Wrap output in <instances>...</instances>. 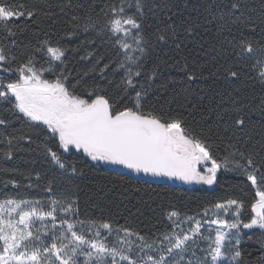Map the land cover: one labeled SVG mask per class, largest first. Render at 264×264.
Instances as JSON below:
<instances>
[{"label": "snow or ice", "instance_id": "1", "mask_svg": "<svg viewBox=\"0 0 264 264\" xmlns=\"http://www.w3.org/2000/svg\"><path fill=\"white\" fill-rule=\"evenodd\" d=\"M55 8L59 11L51 3L0 0V35L9 38L0 43V72L9 74L0 78V104L11 105L24 126L44 137V152L60 170V179L85 175L64 157L80 153L93 165L122 166L186 184L211 186L218 173L230 172L244 177L252 198L248 203L212 202L198 213L200 219H181L170 211L163 230L142 233L113 219H82L78 199L55 196L49 181L44 191L52 197L46 201L19 192L0 198V264H252L245 237L251 241L259 231L264 252V0L259 23L241 0H228L215 12L209 4L202 22L185 15L187 0H106L89 4L83 16L77 14L85 8L79 0ZM61 14L70 15L69 27L53 42L41 22L54 25ZM149 20L155 23L151 33L146 32L153 27ZM210 26L215 42H197L202 32L212 31ZM27 31L36 43L18 57L12 38ZM98 43L111 44L114 51L101 52ZM190 43H196L189 50L194 53L191 68L182 55ZM164 48L168 51L161 56ZM170 53L180 57L173 66L184 61L180 80L164 75L165 57L174 59ZM73 59L86 63L76 76L69 71ZM209 66L213 70L205 76ZM209 77L229 87L254 80L261 86L259 100L234 96L240 87L215 95L193 87ZM161 98L167 103H159ZM194 99L208 101L200 112L201 121H214L207 132H198L171 108L174 101L195 108ZM7 123L0 119V125ZM254 133L260 140L250 143ZM25 138L8 136L6 142L12 149L13 141ZM256 264H264V256Z\"/></svg>", "mask_w": 264, "mask_h": 264}, {"label": "trees", "instance_id": "2", "mask_svg": "<svg viewBox=\"0 0 264 264\" xmlns=\"http://www.w3.org/2000/svg\"><path fill=\"white\" fill-rule=\"evenodd\" d=\"M26 2L29 4L32 2L40 4L51 3L54 10L58 12L59 10L55 8V5L64 3L65 0H26ZM72 2L76 3L77 0H72ZM79 2L83 3L85 8L78 9L77 14L83 16L84 12L88 10L89 4L94 3L99 6L106 2V0H79ZM187 2L189 8L185 12V15H191L193 19L199 18L202 22L203 16L201 14L207 15L204 9L209 4L212 5L211 10L215 12L217 9L225 8L228 0H187ZM241 3L252 9L247 14L259 23L260 0H241ZM55 19L57 22L54 25L47 19L41 22L42 32L48 33L53 42L59 39L69 27L66 21L70 20V15L63 16L61 14ZM174 19L176 18L174 17ZM177 22L179 21L177 20ZM149 23H152L153 27L146 28V32L151 33L155 28V23L151 20H149ZM32 27L35 28V25ZM210 27L212 31L207 33L202 32L201 36L196 38L197 42H215L217 39L215 27ZM251 35H255L259 39L258 34ZM8 39L6 36L0 35V43L7 44ZM12 39H15L17 42L16 47L12 50L18 57L36 43L32 31L18 32ZM76 43L74 41L68 46L74 48ZM97 47L101 52L105 48L109 49L110 53L114 51V46L111 44L100 46L98 43ZM195 48L196 43H190L182 53V55L188 56L190 68L194 53L189 50ZM163 51H168V49L164 48L160 52L161 56L163 55ZM170 55L174 59L165 57V59H168V64L162 66L164 75L165 77L170 76L180 80L183 78V72L180 71V68L184 61L181 60L180 64L173 66L175 60H179L180 57L176 56L175 53H170ZM85 70L86 63L78 59H73L69 65V71L72 72L73 76ZM212 70L211 66L204 68V75L209 76ZM8 75V73L0 72V78ZM119 75V73L115 74V79H119ZM193 87L197 89L201 87L205 88L210 95L226 93V91H232L236 87H240L241 91L239 93L233 91V95L238 96L244 102H258L261 95V86L254 80H248L244 84L229 87L222 80L209 77L206 80L197 81L193 84ZM159 103L166 104L167 99L161 98ZM194 103L197 104L195 108H193L192 104L184 105L182 101H174L171 104V108L174 111L181 112L198 132L201 130L207 132L209 125L213 124L214 121H201L200 112L207 105L208 101L205 99L201 103L194 99ZM10 109L11 105L0 104V119L8 122L6 126L0 125V140L4 141V143H0V198H3L5 194L15 196L19 192V195L25 198L46 201L52 197V194L45 192L44 188L49 181H53L56 189L55 196L63 197L66 200L69 198L78 199L82 219L86 218V216L93 217L96 220L113 219L120 225H127L142 233L163 230L169 224L167 213L170 211H177L182 218H198L200 217L198 213H202L204 208L210 207V204L217 200L239 199L248 203L252 198V191L247 186L244 177L230 172L218 173V181L213 188L193 185L187 188H174L167 185L151 184L131 179L128 176L113 171L104 164L93 165L90 160L82 157L79 153L64 154V157L69 164L75 162L78 168L84 170L85 175L73 177L70 182L62 180L59 176L60 170L50 162V158L44 152V137L37 135L36 132L24 126V123L18 120ZM253 120L258 122V114L253 117ZM21 135H25L26 138L19 142L13 141L14 147L9 149L6 137H19ZM28 136L32 138L31 142L28 141ZM259 140L260 136L254 133L253 140L250 143H256ZM48 145L52 146L55 150V145L51 140L48 141ZM9 151L12 154L11 159L7 158ZM37 175L40 177L39 181L36 179ZM12 182L19 184L20 188H13ZM28 184H32V187L28 188ZM137 188L139 191H136ZM259 239V231L253 235L251 241H248L247 237H245L244 249L246 258H249L252 264H256V261L261 256H264V252L259 248Z\"/></svg>", "mask_w": 264, "mask_h": 264}, {"label": "water", "instance_id": "3", "mask_svg": "<svg viewBox=\"0 0 264 264\" xmlns=\"http://www.w3.org/2000/svg\"><path fill=\"white\" fill-rule=\"evenodd\" d=\"M80 154V153H79ZM107 167L111 168L113 171L118 172L119 174L125 175L130 177L131 179L137 180V181H144L151 184H158V185H167L174 188H182V187H190L192 184H186L179 180L174 179H168L165 177H152V176H145L144 174H136L126 168H123L122 166H114V165H107L104 164Z\"/></svg>", "mask_w": 264, "mask_h": 264}, {"label": "rangeland", "instance_id": "4", "mask_svg": "<svg viewBox=\"0 0 264 264\" xmlns=\"http://www.w3.org/2000/svg\"><path fill=\"white\" fill-rule=\"evenodd\" d=\"M192 185L193 186H204V187H208V188H213L215 186V184L211 185V186H208V185H200V184H194V183ZM180 218L183 219L182 217H180ZM197 219H200V217H198ZM184 227L186 228L187 224H185ZM213 227H215V226H213Z\"/></svg>", "mask_w": 264, "mask_h": 264}]
</instances>
